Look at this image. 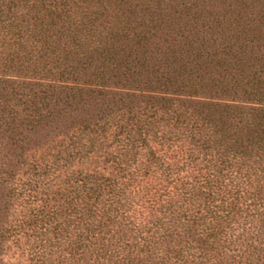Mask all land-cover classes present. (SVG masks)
<instances>
[{"label":"trees","instance_id":"obj_1","mask_svg":"<svg viewBox=\"0 0 264 264\" xmlns=\"http://www.w3.org/2000/svg\"><path fill=\"white\" fill-rule=\"evenodd\" d=\"M264 264V0H0V264Z\"/></svg>","mask_w":264,"mask_h":264},{"label":"rangeland","instance_id":"obj_2","mask_svg":"<svg viewBox=\"0 0 264 264\" xmlns=\"http://www.w3.org/2000/svg\"><path fill=\"white\" fill-rule=\"evenodd\" d=\"M2 260L4 264H25L28 260L25 242L11 239L2 249Z\"/></svg>","mask_w":264,"mask_h":264}]
</instances>
